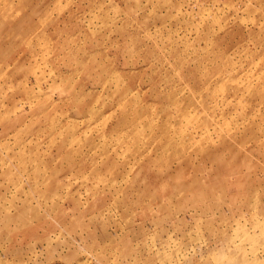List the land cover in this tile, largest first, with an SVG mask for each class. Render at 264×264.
<instances>
[{"label":"rangeland","instance_id":"374dc122","mask_svg":"<svg viewBox=\"0 0 264 264\" xmlns=\"http://www.w3.org/2000/svg\"><path fill=\"white\" fill-rule=\"evenodd\" d=\"M0 264H264V0H0Z\"/></svg>","mask_w":264,"mask_h":264}]
</instances>
